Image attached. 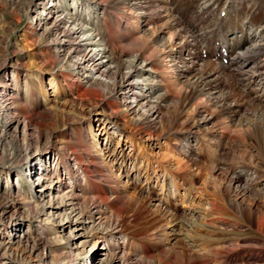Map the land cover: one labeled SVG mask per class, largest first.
I'll return each mask as SVG.
<instances>
[{"label":"bare ground","instance_id":"bare-ground-1","mask_svg":"<svg viewBox=\"0 0 264 264\" xmlns=\"http://www.w3.org/2000/svg\"><path fill=\"white\" fill-rule=\"evenodd\" d=\"M80 1L84 5V9L88 10L89 15L91 14L93 17L97 15L101 4L99 0ZM115 1L118 9L127 6L129 7L127 10L131 13L133 9L135 10L132 16L127 11L128 13L125 12L126 14H122V18H119L117 25L123 24L125 27L121 29L122 33L125 32L124 35L120 29L119 33L121 37L125 36V40L121 37L118 38L117 45L113 44L114 41L111 40L105 42L104 38L96 36L98 35L95 30L97 26L95 27L94 21L79 18L80 22H76L77 16H73L58 2H55L53 7L46 9L47 16L39 20V23L48 21L50 24L46 28L47 35L52 36L48 51H53L54 54L49 58L46 57L47 53L41 57L53 59L59 63L61 67L59 77L60 82L62 80L64 84L63 90L75 105L101 106L107 109L116 120L124 122V124L128 123L127 112H132L137 106L139 113H134L137 116L130 121V125H133L134 133L140 140L144 135L155 132L171 140L170 135L174 131L171 130L170 120L166 117L168 112L161 114L160 104L171 88L181 92L182 89L181 86H178V81L191 78L187 79L191 86L190 95H187L186 98L183 97L180 107L177 108L176 118L182 119L183 126H185L183 130L186 132L185 137L190 138L191 134L195 141L197 140L193 145L188 141V151L206 148L207 143L202 147L197 139V136L202 138V135H205L202 131L203 126L214 122L215 117L219 114L236 112L237 106L241 105L236 102V97L242 101L243 108L247 106L248 101L250 103L254 101L253 99L247 100V97L254 91L247 88V83H244L240 90L239 87L236 88V85L235 87L226 85V80L230 76L229 72L240 76L238 65L233 64L239 59H242L243 64L246 65L244 70L253 72L248 65L249 60L246 57L248 54L252 57L253 55L259 56L261 61L264 60V56L261 57V48L264 46V24L257 27L253 33V43L247 46V50L243 53H236L232 63L225 65L213 63L211 59L204 58L201 52H198L200 40L198 42L195 36L198 33L189 35L188 38L183 34L184 28L181 25L183 19L164 5L168 4L169 0ZM214 1L220 2V0H209L208 3L203 4V7L211 6ZM224 5L225 3L222 6ZM145 7L151 10L152 15L142 11ZM136 9L140 11L136 12ZM178 11L176 7V12ZM158 21L162 22L157 24ZM144 29L152 31L148 36H145L146 32L142 34ZM230 39L233 42L237 41L233 27H228L225 30L223 42ZM172 64L176 67L179 77L176 75V71L171 69ZM165 71L166 75L164 74L165 78L163 79ZM222 71H227L224 79L219 75ZM14 75L16 76L15 73ZM156 76H161V80ZM241 83L239 82L237 85ZM160 85L167 87L168 90L154 96L153 92ZM100 87L106 89L103 90L104 88ZM215 89L219 91H214ZM195 98H200L201 102L197 101L194 105L190 100ZM214 98L217 99L213 100ZM12 103V101L5 103L6 111L11 112V108L14 106ZM257 107L258 110L251 112L252 122L240 123L239 127L233 130L236 131L235 134L228 133L230 127L223 130L219 126H215L214 133L219 138L216 146L221 147L223 151L226 150L225 154L229 152L228 149L231 150V146L238 148L240 145L243 147L250 145L255 151L264 150V112H259L264 111V101H257ZM22 112V116L29 123H32L38 114L25 109ZM48 113L49 111L46 114ZM41 118L48 124L51 123V119H46L44 115ZM15 123L17 126L18 122ZM86 128L88 131L91 130L89 122ZM87 129L86 133L89 135ZM54 134L49 133V137L52 138L51 145L54 150L53 162L55 161V165L46 168L37 177L35 184L39 186L37 190L39 197L44 196L50 190L66 197L64 202L56 204L57 208L62 211L70 210L71 213L66 217H70L72 213L76 212L75 207L71 205V200L74 198L80 206L77 213L90 220V237L83 241L79 253L87 252L88 243L91 242V247L97 241L102 240V245L105 247L104 252L101 253L105 258L103 264H264V191L261 193V200H256L255 196H252L253 190L250 188L253 184L244 177L243 171H229L232 185L229 181V189L226 194L228 197L225 200L217 202L214 196H210L203 190L204 194L199 198L200 202L190 203L189 207L192 205H197V207L188 209L189 217L188 221L184 223V227H186L184 235L183 231L176 233L175 228L170 230L164 226V223H161L157 227H153L152 233L149 232L140 238H135L127 230L139 226L140 222L130 218L146 211V206L139 197L130 194L128 189L116 180L112 168H110L117 159H120L121 162L124 161L121 165L125 163L124 146L118 145L117 157L115 155L113 159L114 151L102 155L95 148L87 147L88 143V145L80 141L76 143L71 141L72 143H70L61 140L59 135ZM94 138L92 136V141ZM175 138H173L174 141ZM179 138L178 142H180ZM173 146L175 148L176 143ZM201 151L199 153H203ZM185 153L187 154V151ZM70 159L71 161H69ZM200 165L197 170L198 174H202L204 169ZM31 166L32 164L28 168H32ZM134 167L137 170V167ZM164 167L166 165L162 169L169 176V171L167 172ZM183 168H187V165H177L171 170L177 173ZM250 170L254 175L260 174L256 168H250ZM207 174L211 175V171ZM219 175L216 174L213 180L215 181ZM162 178L160 174L155 176L157 182L162 183ZM171 179L174 195L179 197L190 193H184L187 191L186 186L180 183V180L184 181L182 177L179 180L178 175L175 174ZM221 180L219 183H222ZM207 185V183L203 184L202 188ZM181 189L184 192L181 193ZM193 190L191 189V192ZM194 195L192 193V197ZM155 200V207L146 211L147 216H141L138 221L148 224L151 223L150 219L157 221L163 218L165 214L163 206L166 202L159 197ZM69 224H74V222ZM17 227L11 234V240L0 241V249L4 255L10 252L22 258L31 257L33 248L28 249L27 242L20 241L23 238V233ZM75 228V224L71 225V230H75ZM135 231L138 232V230ZM135 231L133 234L136 233ZM16 240L18 242H15ZM177 240L181 241L176 243ZM152 250L156 251L154 255Z\"/></svg>","mask_w":264,"mask_h":264},{"label":"rangeland","instance_id":"rangeland-1","mask_svg":"<svg viewBox=\"0 0 264 264\" xmlns=\"http://www.w3.org/2000/svg\"><path fill=\"white\" fill-rule=\"evenodd\" d=\"M99 1L101 4L99 5L98 13L102 12V15L98 17L97 13L93 17L88 14V10L84 9V5H82L80 0H0V241L11 240V234L14 232L15 227L18 226L17 228L23 233V238L20 241L27 242L28 249L33 248L31 257L26 258L10 252L4 255L0 249V264L104 263L103 259L105 260V258L101 253L104 252L105 247L102 245V240L97 241L91 247V242L88 243L86 246L87 250L85 249L87 252L79 253L83 241L90 237L91 224L87 217L77 213L80 209L78 202L72 198L71 205L75 207L76 214L72 213L70 217H66V215L71 213L70 210L62 211L57 208L61 201L64 202L66 200V197L56 193L54 190L49 192L47 190L48 193L39 197V192L37 191L39 186L35 184L36 179L46 168L55 165V161L53 162L55 155L51 145L52 138L49 137L50 132L59 135L63 141H69L70 143L85 142V145L89 144L87 147L90 149L95 148L102 155H107L114 151L113 159L117 148L120 145L124 146L126 152L125 163L121 165L124 161L121 162L120 159H117V162L114 160L115 163L113 162L110 167L116 180L121 185H124L130 194L141 199L146 206V211L150 210L151 207H155L154 201L158 197L166 202L163 206L165 214L161 220L154 221L150 219L151 223L148 224L138 221L141 216H147L145 214L146 211L130 218L133 221L140 222L139 226L127 230L135 238H140L149 232L152 233L153 227H157L161 223H164V226L170 230L175 228L176 233H182L183 231L182 234L184 235V228H186L184 223L188 221L187 218L189 217L188 209L197 207V205L189 207L190 203L200 202L199 198L203 196L204 192L214 196L217 202L225 200L228 197L226 194L229 189V181L231 180V173L229 172L231 170L236 172L243 171L244 177L253 184V186H250L253 190H251L252 196H255L256 200H261V193L264 191V150L255 151L252 150L253 147L250 145L248 147L240 145L238 148L231 146V150L228 149L229 152L225 154L226 150L224 152L221 147L216 146L219 138L214 133L215 126H219L223 130L229 129L228 125L223 126L222 123L225 120L222 118H234L236 116L235 112L219 114L215 117L214 122H209L206 126H203L202 131L205 135H202V138L204 140L200 141L199 139V142L202 147L207 143V147L188 151V141L193 145L195 139L191 134L190 138L185 137L186 132H183L185 126H183L182 119L176 118V112L183 97L186 98L187 95H190L189 89L191 86L190 83L188 84L189 81L187 79L191 78L178 81V86H181L182 89L181 92L171 88L160 104L161 114L168 112L166 117L170 120L171 130L174 131L170 135L172 137L171 140L156 132L144 135L142 140L138 139V135L134 133L133 125H130V121L137 116L135 114L139 113L137 106L134 107L132 112H127L128 123L124 124V122L116 120L107 109L101 106L82 107L70 101V97L63 90V81L61 80L60 82L59 72L61 67L59 63L56 60L48 59L54 54L53 51H48L52 36L47 35L46 28L50 24H48V21L47 23L43 21L39 23V20L47 16V8L53 7L52 5L58 2L67 12L77 16L76 22H80L79 18L86 21L89 19L94 21L95 27L97 26L95 30L98 35L96 36L101 37V39L104 38L105 42L108 40L114 41L113 44L117 45V40L121 37L119 29L122 33L121 29L123 27V24H117H119L122 14H126L125 12L128 11L126 9L127 6H125L126 8L121 7L118 9L115 0ZM207 1L209 0H204V2L208 3ZM225 1L226 4L227 0ZM230 1L232 3L233 0ZM155 6L157 8L156 2ZM71 7L77 8V10L71 12L69 11ZM182 7L184 6H177L180 11L177 13H181ZM221 7L223 8V6ZM134 11L133 9L132 13L128 12L132 16L135 13ZM139 11L136 9V12ZM142 11L152 15L149 8L145 7ZM98 20L99 23L97 24ZM159 22L162 21H158L157 24ZM183 22L187 21L183 20ZM151 31L144 29L142 34L146 32L144 35L148 36ZM182 32H184L185 36L187 35V38L189 35L198 33L199 36L198 34L194 35L199 42L201 32H191L185 28ZM124 33L122 34L124 35ZM121 39L125 40V36H122ZM262 49H264V46H262ZM46 53L48 58H42L41 56H45ZM159 65L161 66V64ZM171 69L176 71V67L173 64ZM222 72L219 75L224 79L227 71ZM165 75L162 76L163 79ZM176 75L179 77L177 71ZM228 75L230 76L227 77L226 85L230 87H235L236 85V88L238 89L239 87L241 90L244 83L240 85H237V83L242 82V78L233 75V72L231 74L229 72ZM156 77L160 79L161 76ZM165 90H168L167 87L160 85L156 87L153 94L157 96V94L163 93ZM214 91L219 90L215 89ZM251 95L252 93L248 96L249 98L247 97V100L253 99ZM215 99L217 98L213 100ZM8 101L14 103H12L14 106L11 108V112L6 111V107H4ZM190 101L196 105V102H201V99L195 98ZM236 102L241 104L237 106V110L239 108L241 110L245 109L242 101L237 97ZM252 107H254V110L250 108L252 111L258 110L256 104H253ZM24 109L32 110L35 114L38 113L32 122L33 125L22 116ZM47 111H49L48 114H46ZM40 114L41 116L44 115L46 119H51V123L48 124L46 120L41 118ZM252 119L251 115H244V118L234 121L235 126L230 128H235L234 130H236L240 123L242 124L244 121L252 122ZM15 122H18L17 126ZM82 122L83 124H81ZM88 122L91 126L90 131L86 128ZM86 129L89 135L86 133ZM178 132L179 134H177ZM92 136L95 137L94 141H92ZM173 138L176 140L174 141ZM178 138L180 142H178ZM173 142L176 143L175 148ZM186 151L188 156H186ZM200 151L203 153H199ZM186 159L188 160L185 161ZM181 160L182 162H180ZM31 164L32 168H28ZM199 164L204 167L202 174L197 173ZM165 165L164 169L167 172L169 171V176L162 169ZM177 165H187V168L175 173L171 169H174ZM134 166L137 167V170L134 169ZM250 168L258 169L260 174L254 175ZM210 171L211 175H208L207 173ZM159 174L163 177L162 183L155 180V176H159ZM175 174L178 175L179 180L181 177L184 179V181L180 180V183L186 186L187 192L182 189L180 192H190L189 194H185V196L178 195L179 197H177V195L172 193L171 178ZM216 174L220 175L214 181L213 177ZM147 177L150 179H146ZM220 179H222V183H219ZM256 181L261 183L255 184L254 182ZM205 183L208 185L202 188ZM34 185L36 186L32 188ZM238 186L240 187V185ZM191 189L194 190L191 192ZM192 193L195 194L193 197ZM142 219L144 220L145 218ZM73 222L76 226L75 230H71V225L73 226L74 224H69ZM135 230H138V232ZM134 231L136 233L133 234ZM180 241L177 240L176 243ZM15 242H18V240ZM155 253L156 251L152 250V254L154 255Z\"/></svg>","mask_w":264,"mask_h":264}]
</instances>
